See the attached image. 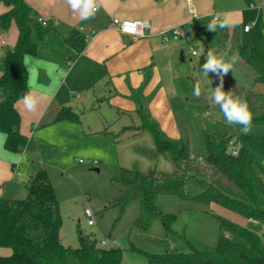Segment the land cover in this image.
Wrapping results in <instances>:
<instances>
[{
    "label": "trees",
    "instance_id": "16d2710c",
    "mask_svg": "<svg viewBox=\"0 0 264 264\" xmlns=\"http://www.w3.org/2000/svg\"><path fill=\"white\" fill-rule=\"evenodd\" d=\"M0 7H3L0 30L7 32L12 25L18 28L14 46L5 51L0 75L3 94L0 132L6 135V149L21 154L26 150L28 136L21 130L22 115L17 104L31 91L25 57L38 53L34 34L45 39L50 32L59 31V27L52 19L43 24L42 14L26 0H0ZM256 25L251 48L239 42L236 48L228 50L239 54L238 67L244 79H235L230 91L247 101L253 114L252 125H264V18ZM223 31L227 38L231 32L237 33V26ZM63 38L77 53L87 44L83 33L75 27H70ZM214 50L219 52L220 47ZM249 80L251 84L247 85ZM134 97L141 124L125 129H135V134L148 131L154 147L140 151L152 159L162 155L169 157L175 162L176 170L150 168L144 171L137 165L121 166L112 180L121 183L122 188L110 206L124 211L129 202L138 200L141 211L135 225L147 231L156 219H161L169 233L177 215L162 210L158 201L161 196L174 195L208 206L217 204L244 221L261 224L264 229V166L258 164L254 154L264 156V134H244L239 130L217 137L206 132L208 162L203 164L192 155L189 136L174 139L163 130L149 111V97L141 92H135ZM97 108L93 105L90 109ZM80 116L71 107L64 106L54 121H80ZM102 132L109 131L105 128ZM233 146L238 149L235 155ZM21 169L28 174L27 195L0 199V247L11 250L10 254L0 256V264H124L121 247L104 246L81 230L79 245H66L61 236L60 200L48 170L36 154H29ZM212 215L220 223L215 249L201 251L192 247L188 252L148 254V264H264V230L259 232L222 215Z\"/></svg>",
    "mask_w": 264,
    "mask_h": 264
},
{
    "label": "rangeland",
    "instance_id": "374dc122",
    "mask_svg": "<svg viewBox=\"0 0 264 264\" xmlns=\"http://www.w3.org/2000/svg\"><path fill=\"white\" fill-rule=\"evenodd\" d=\"M262 1L255 0L252 7L245 0H225L221 3L224 8L246 6L243 12H235L236 18L242 20L236 22L241 30L236 34L231 32L226 38L223 30H208L207 24L213 17L207 18L203 26L194 27L188 33L193 49L199 45L204 47L206 53L210 48L215 52L214 49L220 47V51L215 53L231 56L228 50L236 48L239 42L251 48L256 24L261 16L264 18V11L260 8ZM2 8L0 7V11ZM216 12L221 11L216 9ZM253 22L255 25L251 31L244 32V25ZM191 50L188 45L181 69L173 73L177 74L176 81L168 83L172 115H169V109L166 108L167 111L156 119L171 138L189 136L192 155L201 163L207 164L205 133L221 137L225 133L239 131L240 127L225 123L223 113L212 102L209 91L220 84V79L212 73L207 77L202 72L204 57H193ZM238 63L240 62H237L233 72L230 71L224 76V90H232L235 79L244 81L240 77ZM168 78H171V74ZM196 82L202 88L199 99L192 95ZM246 84L250 85V80ZM97 107L83 111L82 114L77 111L81 115L80 121H54L55 113L52 110L45 116L38 117L39 107L35 112L28 113V151L36 152L51 176L60 200L63 216L61 236L66 245L77 247L81 230L96 238L100 244L106 241L104 246L121 247L124 251V264H148V254L188 252L192 247L201 251L215 249L220 235V223L213 213L251 226L259 232L264 230L261 224L244 221L241 216L217 204L208 206L174 195L161 196L158 201L162 210L177 215L171 226L172 232H166L161 219H156L147 231L139 229L135 225L141 211L138 200L129 202L124 211L110 206L122 188L121 183L112 180L113 176L118 174L121 166L137 165L144 171L150 168L174 171L176 164L164 155L152 159L140 151L141 148H153L154 142L148 131L135 134V129H125L129 125L141 124L136 111L131 114H118L106 104L102 109L99 105ZM104 117L108 120L107 133L102 132L105 128ZM248 133L263 135L264 125H252ZM254 154L258 164L264 166V156L258 152ZM27 185L28 174L25 173L20 181H12L6 196L14 197L16 194V198H24L27 195ZM87 208L94 214L95 223L92 225L88 223L85 214Z\"/></svg>",
    "mask_w": 264,
    "mask_h": 264
},
{
    "label": "crops",
    "instance_id": "0c3cea01",
    "mask_svg": "<svg viewBox=\"0 0 264 264\" xmlns=\"http://www.w3.org/2000/svg\"><path fill=\"white\" fill-rule=\"evenodd\" d=\"M27 1L59 27V31L50 32L45 39L34 34L38 53L25 57L31 92L41 97L38 117L45 116L50 110L56 117L64 106L77 112L87 111L93 105L102 109L104 104L118 114H131L138 105L135 92L149 97L147 106L155 119L161 117L166 108L171 116L168 83L176 81L177 74L173 73L181 69L188 45L193 49L188 33L194 27L203 26L207 18H214L218 13L216 9L229 14L238 23L242 20L236 18L235 12H243L246 8H224L221 3L225 0H193L199 14V17H193L187 0H97L99 10L94 18L81 21L66 0ZM245 1L254 6L255 0ZM114 18L146 19L151 28L145 36L127 35L113 23ZM235 25L237 31L241 30L239 24ZM70 27L79 29L86 38L87 44L81 53L63 38ZM176 27L182 33L179 39L172 38V29ZM244 27V32L251 31H245ZM162 33H166L170 40H164ZM17 36L16 25L7 32L0 30V75L5 51L14 46ZM170 74L171 78H168ZM2 101L0 92V105ZM17 106L22 115L21 130L28 136L29 112L22 101ZM103 123L106 128L108 120L105 117ZM5 139L6 135L0 132V199L9 197L6 195L12 181H20L24 175L22 163L29 154H36L28 151V143L24 153L11 152L5 147ZM18 164L19 169H16ZM17 170L21 175L16 174ZM15 195L10 198H16ZM10 253L9 248L0 247V256Z\"/></svg>",
    "mask_w": 264,
    "mask_h": 264
},
{
    "label": "clouds",
    "instance_id": "9594fccd",
    "mask_svg": "<svg viewBox=\"0 0 264 264\" xmlns=\"http://www.w3.org/2000/svg\"><path fill=\"white\" fill-rule=\"evenodd\" d=\"M71 10L79 14L81 21H87L94 18L99 10L97 0H66ZM199 17V16H196ZM141 28H150L147 20L137 22ZM236 21L227 13H217L216 16L207 24L210 32H217L235 26ZM248 30L247 28L245 29ZM143 36V31L139 32ZM193 57L203 56L205 62L202 65V72L208 77L212 73L219 77L220 84L211 88L210 95L212 102L219 106L223 113L224 121L228 125L239 126L242 133L247 134L252 128L253 114L246 100L235 95L234 91H225L223 87L224 76L230 71L233 72L235 65L240 59L238 53L228 56L226 53H215L210 48L206 53L204 47H198L191 50ZM202 94L201 84L196 82L193 86L192 95L199 99ZM41 97L35 92H26L21 101L23 107L28 112H35L40 103ZM235 155V153H233ZM89 214H91L89 212Z\"/></svg>",
    "mask_w": 264,
    "mask_h": 264
},
{
    "label": "built area",
    "instance_id": "2783aa9c",
    "mask_svg": "<svg viewBox=\"0 0 264 264\" xmlns=\"http://www.w3.org/2000/svg\"><path fill=\"white\" fill-rule=\"evenodd\" d=\"M187 2L189 4V10L192 13L193 17L199 16V14H198V12L196 10V7H195V5L193 3V0H187ZM260 8H261L262 11H264V0L261 2ZM144 20H146V19H123V20H121L119 18H114L113 19V23L118 27V29L122 33L138 37V36H140L139 35L140 31H143V33H144L143 36H145L147 34V32L150 30V28H151V27L150 28H141L140 27V25L137 22L138 21L142 22ZM40 21H42L43 24H46L48 19H46L44 17H40ZM149 24L151 26L150 22H149ZM254 25H255V23H251V24L245 25L244 30L247 28L248 29L247 31H250ZM181 35H182V33H181L179 28L176 27V28L172 29V38L173 39H179L181 37ZM162 37L166 41L170 40L169 36L166 33H162ZM231 143L233 144V141H231ZM232 149H233V153L236 154L238 152V149L235 146H233ZM95 163H97V161H95ZM16 169H19V164L17 165ZM16 174L17 175H21V172L17 170ZM89 212L91 214H89ZM85 214L88 217V223L90 225L94 224L95 223V218H94L93 212L89 208H87L85 210ZM101 243H102V245H105L106 241H102Z\"/></svg>",
    "mask_w": 264,
    "mask_h": 264
}]
</instances>
